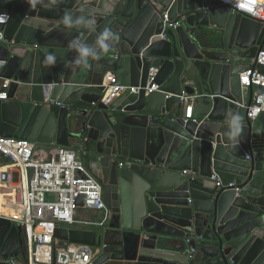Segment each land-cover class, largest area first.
<instances>
[{"label": "water", "instance_id": "obj_1", "mask_svg": "<svg viewBox=\"0 0 264 264\" xmlns=\"http://www.w3.org/2000/svg\"><path fill=\"white\" fill-rule=\"evenodd\" d=\"M3 11L0 137L85 144L109 209L103 226L58 227L55 239L98 250L94 264H264V127L248 118L253 92L240 81L251 65L264 74L253 65L261 23L201 0H0ZM105 28L119 39L83 55ZM108 74L140 90L105 104ZM183 95L199 110L187 122ZM235 113L241 131L229 135ZM190 229L201 240L183 244ZM12 256L27 264L24 231L0 217V264Z\"/></svg>", "mask_w": 264, "mask_h": 264}, {"label": "built area", "instance_id": "obj_2", "mask_svg": "<svg viewBox=\"0 0 264 264\" xmlns=\"http://www.w3.org/2000/svg\"><path fill=\"white\" fill-rule=\"evenodd\" d=\"M217 1L221 7H228L235 15H241L264 26V0H201ZM217 9V6H210ZM10 22V13L0 12V44L4 42L3 28ZM165 29H177L180 22L171 23L168 13L163 14ZM253 65L264 66V51ZM5 63L0 61V102L9 101L10 80L2 78ZM153 79V77H152ZM244 92H253V103L248 108V118L255 122L264 115V74L254 66H248L240 75ZM105 104L111 103L128 90L137 93L140 89L122 87L117 84L114 75L108 74L104 81ZM146 95L158 91L157 86L145 88ZM180 101L186 105L184 120L193 119L194 98L183 95ZM38 146L27 140L0 137V155L11 163L0 164V185L5 192L15 216L0 214L11 220L24 231L27 264H94L98 250L92 247L64 243L59 245L55 239L58 227L83 228L101 227L108 217L109 209L103 198L102 184L88 170L85 159L87 146L83 143L66 148L48 147L46 153L38 152ZM250 160V156H247ZM123 166V164H121ZM34 169L30 179L29 170ZM17 174V178H16ZM216 180V177H212ZM221 185L218 184V187ZM10 191L14 192V195ZM83 197L84 208H79L77 199ZM80 209L102 212L96 220H87L79 216ZM186 244L201 240L193 229L189 230ZM191 256L196 250L190 247ZM5 264H25L19 257L12 256L2 260Z\"/></svg>", "mask_w": 264, "mask_h": 264}, {"label": "clouds", "instance_id": "obj_3", "mask_svg": "<svg viewBox=\"0 0 264 264\" xmlns=\"http://www.w3.org/2000/svg\"><path fill=\"white\" fill-rule=\"evenodd\" d=\"M32 2L34 3V0H32ZM81 20L83 19L73 20L71 16H66L64 18V23L68 25L71 23H78ZM113 38L119 39V37L116 36L110 28H105L97 38V44L99 45L98 49L94 48L93 46L86 45L82 47L79 51L85 56L88 55L95 56L96 53L100 50L107 52L111 44L110 41ZM241 127H242V118L238 113H235L233 119L229 123V128H230L229 135H238L241 131Z\"/></svg>", "mask_w": 264, "mask_h": 264}, {"label": "crops", "instance_id": "obj_4", "mask_svg": "<svg viewBox=\"0 0 264 264\" xmlns=\"http://www.w3.org/2000/svg\"><path fill=\"white\" fill-rule=\"evenodd\" d=\"M245 95L246 96H249V92H245ZM193 107H194V111H193V118H195V117H199V110H198V107L196 106V103L194 102L193 103ZM257 122L261 125V126H263L264 127V115H262L258 120H257ZM71 145L72 146H74L75 145V143H78V141L77 142H74V141H71ZM54 146H56V145H54ZM71 146V147H72ZM38 148V152H41V153H46L48 150H49V148L48 147H37ZM86 164V163H85ZM5 192H4V190H3V192H2V194H1V196H0V199L1 200H3V201H6L7 200V202H8V199L7 198H5ZM5 209H7V213L8 214H10V216H11V214H12V210H13V208L10 206H6L5 207ZM79 216L81 217V218H83V219H87V220H96V219H99V218H101L102 216H103V213L102 212H98V211H91V210H87V209H80L79 210ZM65 243V242H64ZM64 243H63V241H59V245H64ZM186 242L184 241L183 242V244H185ZM19 259L21 260V261H23V263H24V260L22 259V257H19Z\"/></svg>", "mask_w": 264, "mask_h": 264}, {"label": "bare ground", "instance_id": "obj_5", "mask_svg": "<svg viewBox=\"0 0 264 264\" xmlns=\"http://www.w3.org/2000/svg\"><path fill=\"white\" fill-rule=\"evenodd\" d=\"M3 192V187L0 185V196ZM12 195H14V192L13 191H10ZM10 203H14V200L12 199L10 201ZM9 202L6 201H3L0 199V214H4V215H7V216H10V214L7 213V209H5L6 206H9L10 207V204ZM11 216H15V211L14 209L12 210V214Z\"/></svg>", "mask_w": 264, "mask_h": 264}, {"label": "rangeland", "instance_id": "obj_6", "mask_svg": "<svg viewBox=\"0 0 264 264\" xmlns=\"http://www.w3.org/2000/svg\"><path fill=\"white\" fill-rule=\"evenodd\" d=\"M64 243V242H63ZM63 246V245H62Z\"/></svg>", "mask_w": 264, "mask_h": 264}]
</instances>
